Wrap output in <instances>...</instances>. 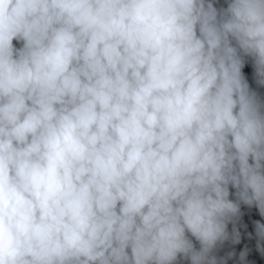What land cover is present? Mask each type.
Wrapping results in <instances>:
<instances>
[{"label": "clouds", "instance_id": "obj_1", "mask_svg": "<svg viewBox=\"0 0 264 264\" xmlns=\"http://www.w3.org/2000/svg\"><path fill=\"white\" fill-rule=\"evenodd\" d=\"M184 262L264 264V0H0V264Z\"/></svg>", "mask_w": 264, "mask_h": 264}]
</instances>
